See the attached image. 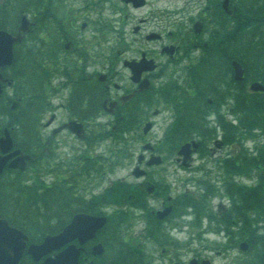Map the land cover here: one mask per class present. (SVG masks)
Masks as SVG:
<instances>
[{"label": "flooded vegetation", "instance_id": "1", "mask_svg": "<svg viewBox=\"0 0 264 264\" xmlns=\"http://www.w3.org/2000/svg\"><path fill=\"white\" fill-rule=\"evenodd\" d=\"M224 1H227L228 9L231 11L229 13L230 16L234 17L235 20H241L243 15L239 11L236 12L239 0H202V3L200 1L198 4L183 5L186 10L185 12L166 10L163 7L159 8L156 6L150 8L151 4L146 0L144 5L140 6L148 8L144 9V17L138 18L131 25V44L135 49V43L139 42L136 43L140 47L139 53L144 51L147 56L154 58L156 62V67L153 70L154 73L163 71L160 68L161 62L163 63V67L171 65L173 68L176 67L180 59H185L186 63L182 65L185 69V74H187V68L191 67L192 71L196 70V74L192 75L193 80L198 77L201 80V69L206 70L207 66L211 64H214L218 68L219 64L212 59L211 49H206V42H203L204 47L198 43L197 36H201L207 22L208 24H214V20L219 18L218 13L221 10L217 6L221 5L222 9ZM120 2L124 6L130 4L124 0H120ZM147 12H149L148 15H146ZM175 14H178L176 16H178L177 19H179V25H181L178 26V31L181 33L179 37H177L175 27L168 28L174 24L176 19ZM45 22L46 19L43 17V23ZM32 24H34V21H31ZM196 25L197 27H195ZM198 26L200 27V31H195V28H198ZM152 32L159 33L160 35L158 37L148 38L147 36L152 35ZM108 40L109 36L107 37L106 34H103V42L106 43ZM56 41L62 47H64L66 41L71 42L68 48L64 47L63 50L60 49L55 52L59 61L68 60L66 56L75 53L77 48H80L76 44V41H74V38L71 39L65 33L60 34ZM155 42L158 43L154 45L153 43ZM142 43L145 45L152 43L150 44L152 45V49H158V51L146 52L141 47ZM171 43L175 44L176 47L173 53L169 55L164 50V45ZM180 43L183 44L178 45ZM196 47L200 50H198V54H196L195 58L189 57L190 51ZM178 53L180 54V59L176 57ZM63 56L65 57L64 59H62ZM73 58H76L77 66L82 70L80 73L81 79L78 80L77 84L81 83L89 89L95 80L99 83L105 81V84L108 82L107 75H109V72H107L106 77L103 79L104 81L99 80L98 75L99 73H105L104 69L110 67L100 65L101 71L98 72L95 66L92 67L93 57L83 50L76 52ZM131 58L137 60L139 56L133 55ZM60 66H63L62 63ZM122 69L128 71V68L125 66ZM8 77L11 76L8 75ZM70 82L72 83V80ZM44 83L48 86L50 85L49 76L45 78ZM115 83L113 85L117 91L126 88L124 84ZM115 99L119 100V97ZM79 101L81 104L90 105L92 98L86 96ZM207 102L208 104H212L213 100L209 98ZM73 119L84 123L86 129H89L91 123L94 124V116L84 115L83 117L71 116L70 118L60 116L58 120L53 119L49 124L47 122L44 124L41 123L40 125L44 133H47L45 128H50L47 139H55L52 146L56 145L58 148L64 147V149L74 152V156H70L66 159V162L75 165L80 160L81 164L87 165L90 160L96 157L95 151L91 147L89 149L86 146L89 140L87 136L83 135L79 138V136L74 135L68 126H66ZM52 122H55V124L50 125ZM43 138L45 137L43 136ZM47 143L49 146L51 145L49 141ZM95 181L93 182L90 178L80 180L81 184H83L81 189L78 190L80 194L67 196V199H64L65 196H62V200H59V205H62L59 208V214L65 220H62L61 217H56L58 227L55 229V234L63 231L76 217L71 226V231L60 238L56 246L45 251L38 260H34L30 255L25 253L26 261L22 264H203L202 260L205 257L185 250L184 245L180 242L172 239L160 240L144 229H137L134 232V236H130L131 233H128L126 228L124 230L118 224L116 216L120 215L112 211L115 208L111 205L113 202L112 196H114L112 188L110 185L104 184L98 187L97 184H94L96 183ZM160 205L164 207L165 201L161 200ZM171 205L173 207V204ZM121 212L119 211L118 213ZM93 217H102L104 218V222L99 227H95ZM66 218L68 219L66 220ZM146 249H151L153 252L145 260ZM211 258L214 259V256H211Z\"/></svg>", "mask_w": 264, "mask_h": 264}, {"label": "rangeland", "instance_id": "2", "mask_svg": "<svg viewBox=\"0 0 264 264\" xmlns=\"http://www.w3.org/2000/svg\"><path fill=\"white\" fill-rule=\"evenodd\" d=\"M151 5V7H159V8H165L166 10H176V11H182L185 12V7L183 5H189V4H198L200 2V0H147ZM250 2L252 0H249ZM45 0H43V2H41V7L39 8V12H41L42 6L45 5ZM54 5L57 6V16L59 18L58 21V25L57 22H55L54 20H51L48 23H43L41 24L40 22H38L37 26H34L32 31H34L33 34L31 35H26L25 36V48H30L32 51L36 50V58L37 61H39V63H41V66H39V72H41L44 68L47 67V65H49L51 68V70H53L54 72L56 71V69L58 68L57 66L59 65L58 63H56L53 60L54 59H49L47 58V53L49 52L50 46L53 45V41H56L58 36L62 33L61 29H64L65 31H67L69 34H74L75 31L72 30L69 26V29H66V19H68L67 16V11L69 12V16L71 14V12H77L80 9H84L85 12L84 14H86L87 17L90 18V22H92L93 25V32L91 29L86 30L84 33H80L77 34L75 33L74 36L77 37V39H83L84 37H88L91 38L92 36H94L93 39H87L84 40L82 42V47L77 48L76 52H79L83 49H85L86 47H89L87 49V53L95 56V60L94 63L95 65H99L101 63L105 64V65H110V62L112 60V57L114 55V57L116 55H118L119 53H121L122 51H124V47L125 49H128L127 51V56H133L134 53V47L131 44V39H130V35H131V25L137 21L138 18L144 17V9H148L147 7H139V8H133L130 4L127 6H124L123 4H121L120 0H54ZM27 11H25V13L27 15H32V12L34 11L31 7L26 9ZM149 12L146 13V15H148ZM175 14L174 16L176 17ZM36 17H38V14H36ZM60 22H62L63 24V28L60 29L59 25ZM98 27L100 29V31H106L108 28L113 27L114 29L117 28V30L122 34V36H115V38H109V40L104 43L103 40L101 39V35L98 31L95 30V28ZM172 27H176V23L174 22L173 25L169 26L168 28H172ZM167 28V27H166ZM37 30L42 31V38L41 40L44 42L45 45L40 46L39 44V40L40 38H36V34H37ZM208 35V30L207 27L205 26L204 31L202 32L201 36H197V39L200 41L201 39H204L205 37H207ZM137 36V35H136ZM138 37V36H137ZM124 40V42L127 43H120V41ZM37 41V42H35ZM35 42V43H34ZM51 43V45H49V43ZM139 43V42H136ZM135 43L136 48L138 49V45ZM158 42L153 43L154 45H156ZM249 43V42H248ZM77 44V41H76ZM144 44V43H142ZM152 44V43H150ZM148 45L146 44L144 46V49L149 50L151 48L152 52H157L158 49H152V45ZM241 44H243L245 46L244 49H241ZM226 47H230V40H228L225 43ZM235 46H240L238 47V51H243V53L241 54H245L247 55V57H249L250 53L248 51H251V48L248 47V45H246L244 42H241L239 40H237V42L235 44H233V46H231V49H233V47ZM53 47V46H52ZM91 47V48H90ZM157 47V46H156ZM248 47V48H246ZM42 50H44V52H42ZM57 49H54L53 51L55 52ZM118 50H120V52H118ZM75 52V53H76ZM125 52V51H124ZM68 54L66 56V59H71L72 63L74 58H72V56L75 54ZM196 54H198V50L197 48H194L193 50L190 51L189 53V57H194L196 56ZM180 59V54L178 53L177 56ZM65 57L63 56L62 59H64ZM19 60L21 59V56L19 57ZM181 60V61H180ZM179 62L177 63L176 67H174V69H172L171 74H170V80H169V76L164 77L163 79L161 78L159 80V78H152L151 79V83L154 82V84L158 81L157 84L158 87L155 90H152L151 93L149 94V99H152V97L155 98L156 95H158V100L160 99V94H164V87L166 86V84L169 81H173L174 82V87H173V92L175 93V95L180 96L181 98V94L183 92L184 89V85L186 82L185 79V69L182 66L183 64L186 63L185 59H180ZM63 62V61H62ZM18 63V61L16 62ZM43 64V65H42ZM16 69V68H15ZM35 70V68H34ZM203 72V69H202ZM126 72L122 69L118 70L116 76H114L115 80L117 82H121L123 83L127 88L130 87V82L128 79H126ZM164 73V72H163ZM27 75V73H26ZM56 72L52 75L49 76V78L51 79V81H56V79L58 78V76H55ZM37 76V74H36ZM35 76V77H36ZM25 80L22 81L23 85H27V90L31 89V83H30V79L27 77L24 78ZM165 80V81H162ZM7 91H9V89L5 88ZM113 94H116V91H112L111 92V96ZM158 103V101H157ZM122 106H119L118 109H120ZM160 108L158 107H154V108H158L160 109V113L157 117H154V119L156 120L155 125L153 127V129L148 132L147 134H143V133H133L130 134V136L128 138L129 141H131L134 144V147H136L137 145L135 143L138 142V140L141 141V144L144 141H157L156 143H158V141L161 139V137L163 136L164 132H166V130H164L165 124L168 120V116L169 113L164 110L165 108L161 105ZM196 108H199L198 105H194ZM154 108H151L154 109ZM117 109V110H118ZM127 107H123L121 108L120 112H127ZM150 106H142L141 108H137L136 109V117L139 118V120H143V119H147V118H152L150 117ZM150 110V111H151ZM187 111V110H186ZM225 111V110H224ZM226 112V111H225ZM228 112V111H227ZM51 111L48 112V114H50ZM61 113L60 111H56V116L55 119L58 120V118L60 117ZM110 120V118H109ZM127 123L122 122V130L124 129L125 125ZM95 127V132H101L106 126L103 124H99V123H94L93 124ZM141 131V130H140ZM115 139H119V140H124V138L121 136V132H118L117 134H115L114 136ZM99 139V137L97 138ZM165 141H169L170 137H165L164 138ZM99 140H96V142H98ZM162 143V141H159V144ZM249 143V142H248ZM82 144V143H80ZM107 146V145H106ZM128 144L126 143H122L119 147H127ZM230 146V145H229ZM62 150H65L64 147L61 148ZM131 151L130 148H125L123 149V151L121 152H117L115 153V155H128V153ZM230 151V148L228 147V145L225 146V150L223 151L224 153H228ZM136 152H138V150L136 149ZM111 155L114 154V152H109ZM159 154L162 155L163 158L166 159V161L162 164H160V166H154L151 168V170L153 171V176L157 177L158 175L156 174L157 170L160 169L162 172V177L165 178V181H169L171 180V178H173V173H172V169H174V167L176 166L174 163L169 164L167 162V159H172L173 160V156H167L162 152H158ZM74 152L73 151H67L66 155H60L58 154V156L61 157H67L69 158L70 156H74L73 155ZM58 156H53L51 158V163H48V165H44L43 167V172L40 173L41 177L39 180H43L45 182H51L53 180L56 179L58 174H62L61 170L55 169L56 166H59L56 164L57 162V158ZM202 155H198V159L201 157ZM199 162V161H198ZM101 165L107 163L104 159L100 160ZM56 164V165H55ZM215 164V162H214ZM95 166H98V163H95ZM130 166L131 163H127V164H123L122 167L120 168H115V170H113L111 172V174L109 175L110 178L107 177V173L108 170L105 173V177L104 179L98 181L97 180V186L99 187V185H103L106 184L109 180H112L114 178H116L117 175L123 174L124 176H126L127 179L125 180H129V181H135L133 179L132 176H129V172H130ZM212 167V163L208 162V161H204L202 163V165L200 166V169L197 168H188V172H181L182 176H186L188 174H190V176L192 175H199V174H203V172L205 170H207V168ZM104 169H106V167H104ZM29 171H31V168L29 169ZM72 171V168H68L65 170V172H70ZM86 171V170H85ZM221 169H219L218 171L215 172L214 176L213 173H209L208 175H212V177L215 179V181L217 182L218 179L217 177H219V174L221 173ZM96 176L95 178H101V175H99V171L96 170H91L87 176H85L86 178L91 177L94 179V176ZM208 175H205L204 177H207ZM42 178V179H41ZM194 178V177H192ZM32 180H30L29 182H31ZM137 182V181H135ZM155 182V181H154ZM222 181H219V183H221ZM157 202H155L156 204ZM197 224V223H195ZM128 229L127 232L131 233L130 236H134V232H136L137 228L135 225H132L131 220H128ZM200 226V225H198ZM197 226V227H198ZM212 245V244H211ZM217 246V245H216ZM219 251H223L225 255H229L230 256L227 257L226 262H228L227 264H231L232 262V258L233 256V251H231V248L229 247V249L225 250L224 247H218ZM212 251H215L212 249ZM208 255V252H205ZM224 257H222V259L219 258L218 262H224ZM225 263V262H224Z\"/></svg>", "mask_w": 264, "mask_h": 264}, {"label": "trees", "instance_id": "3", "mask_svg": "<svg viewBox=\"0 0 264 264\" xmlns=\"http://www.w3.org/2000/svg\"><path fill=\"white\" fill-rule=\"evenodd\" d=\"M41 2H43V0H0V28L11 31L19 11L31 7L36 13H39V4ZM239 31H241V27ZM252 31L253 36H260L254 37V40L252 39V33H249L248 36L249 43L247 45L254 50L255 54L248 58L241 55L236 56L239 58L240 62L244 63L243 65L248 77L259 78L264 82V33H259L256 27H253ZM26 50L29 52L28 62L30 65L29 77L31 89L27 90L26 87H23L21 82L16 85L17 91L21 93L19 95L24 97L25 94H27V98L20 100L14 108H10L9 102L2 100L0 97V130L4 125L13 126L20 124L22 126V120L30 121L34 119L37 115L36 113L41 110V106L43 105L42 102L45 97V89L42 84L45 79L42 78L47 76L44 72L46 68L39 72L38 65L41 66V64L36 58L37 51H32L30 48H26ZM42 52H44V50H42ZM47 58L54 59L53 63L54 61L58 63V58L53 50H49ZM23 71L25 70L22 68L21 71L17 72L15 78L22 79ZM238 86V92L235 96V108L237 109L238 121L237 124H231L230 122L226 123V126L222 124L224 130H226L228 134L238 133L237 131L241 133L243 130L247 134H250L252 127L259 126L264 131V93L247 92L242 87L243 82H239ZM84 88L89 91V95L93 98L90 104L93 110L87 113L93 114L97 110L99 104L97 102L99 88L95 86H91L89 89L86 86ZM84 94V89L81 87L79 95L77 91L73 92L72 100H82ZM26 102L27 104H25ZM75 112L78 114L85 113L82 110H75ZM261 169L262 171H259V184L253 190H249L248 187L237 184L226 186L231 194H239L240 204H242L239 211L242 213H244L246 209H252L253 207L260 210L264 207V165H262ZM7 170L8 171L4 173L5 175L0 179V213L5 216L10 223L25 229L31 239L38 238V235H43L45 227L49 226L51 217H60L59 215L49 214V212L53 213V210H49L51 196L57 193L59 194L60 192L58 189H46L33 186L26 187L25 189L18 179L19 173H14V175L10 169ZM12 174L15 180L11 179ZM114 195H122L120 188L116 190ZM117 200L119 202L122 201L121 198ZM261 201L263 204H260ZM42 221L45 224H43ZM38 222L43 224L42 228L37 225ZM260 243L261 246H264V239H262ZM257 257L264 263V254H258Z\"/></svg>", "mask_w": 264, "mask_h": 264}, {"label": "water", "instance_id": "4", "mask_svg": "<svg viewBox=\"0 0 264 264\" xmlns=\"http://www.w3.org/2000/svg\"><path fill=\"white\" fill-rule=\"evenodd\" d=\"M27 30V21L23 16L20 21V26L18 28V33L14 36L5 30H0V67L5 64L10 63L12 58L11 46L14 41H18L21 38V31ZM236 65V73L239 71ZM238 77V74H236ZM2 80V75L0 74V81ZM1 87V86H0ZM253 89L263 88L262 85L255 82L251 84ZM11 147L10 135L5 131V135L0 138V172L2 171L4 165L6 164L8 158L14 154H19L15 159H12L8 163V167H17L23 164V159L27 158V155H22L20 151L15 150L8 154H5ZM73 225V223H72ZM69 225L62 234L52 237H46V241L41 247L46 250L56 246V243L60 237L68 234L71 231V226ZM69 228V229H68ZM49 238V239H48ZM26 236L18 229L10 227L6 220L0 218V264H17L20 259L24 247H25ZM34 245L29 246V251L33 253H41L40 247Z\"/></svg>", "mask_w": 264, "mask_h": 264}]
</instances>
